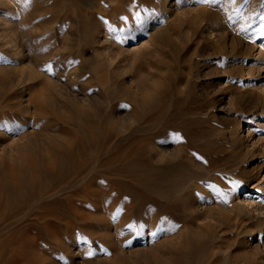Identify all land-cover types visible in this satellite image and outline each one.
Wrapping results in <instances>:
<instances>
[{
  "label": "rangeland",
  "instance_id": "rangeland-1",
  "mask_svg": "<svg viewBox=\"0 0 264 264\" xmlns=\"http://www.w3.org/2000/svg\"><path fill=\"white\" fill-rule=\"evenodd\" d=\"M36 1L0 0V113L15 103L27 106L34 95L30 103L42 104L37 113L46 114L35 117L49 121L47 103L58 94L74 106L85 98L83 86L93 87L87 97L112 122L89 132L50 120L45 133H37L43 123L27 124L26 132L12 137L9 125L0 137V172L6 160L15 164L25 157L30 139L44 153L48 146L91 142V135L96 153L108 162L86 184L49 192L45 202L29 203L28 189L15 206L0 199V264H161L164 252L174 257L171 239L182 228L161 233V192L149 198L146 188L161 181V151L175 153L183 138L193 149L220 157L217 165L225 170L209 176L196 194L194 213L203 229L195 231L193 264H264V0H102L101 18L121 1L124 8L96 19L92 32L82 35L74 32L76 12L72 25L60 20L67 0ZM73 1L91 11L88 2ZM159 32L165 37L157 43L152 35ZM27 74L41 78L33 82ZM49 174L45 185L55 183Z\"/></svg>",
  "mask_w": 264,
  "mask_h": 264
},
{
  "label": "bare ground",
  "instance_id": "bare-ground-1",
  "mask_svg": "<svg viewBox=\"0 0 264 264\" xmlns=\"http://www.w3.org/2000/svg\"><path fill=\"white\" fill-rule=\"evenodd\" d=\"M101 1L102 0H97V1H94V0H78V2L80 4H85V2H88V4H89L88 6L90 7L89 10H91L89 12L88 9L86 11L82 7L76 6V3L73 0L72 1L71 0H67V6H66V8L64 7L65 9H63L65 11L62 10V12H64V14L60 18V20H62V23L66 24L67 26L69 24V26H70V24L72 25V23L74 22V13L76 12V15H78V17H77V19H78L77 21L78 22L77 23L75 22V23L78 25L77 26L78 28L76 30H74V32H77V34H79V35H82L83 33L89 32V31L93 30V28L95 26H97L96 24L94 25V21L96 19H98V18H101V16L99 15V13H101V11H102L101 9H99V7L101 6ZM79 3H77V4L79 5ZM102 5H104V4H102ZM127 5H129V4H127ZM117 6H118L117 8H109L108 7L109 9L103 10V13H104L105 17L101 18V19L105 20L107 16H110V14H113V13H116V12L118 13L120 10H122L124 8L123 1H121ZM164 11L167 12V9L165 8ZM125 12H126V10H125ZM160 18H161V15H160ZM57 19H59V18H57ZM134 21H138V20H134ZM100 23H102V21ZM102 24H104V23H102ZM71 30L73 31V27H72ZM152 37H154L153 41L158 43L160 41L162 42V39L165 37V34L163 32H159V33H156V36L152 35ZM94 39H96V38H94ZM94 39L91 40V41L93 42ZM151 40H152V38H151ZM163 42H166V41H163ZM71 49H73V48H71ZM81 51L85 52V48H82ZM50 56H52V55H50ZM37 57H38V55L35 58H37ZM43 57L44 56H42L41 58H43ZM41 58L39 57L37 59L40 60ZM39 60H37V61H39ZM37 61H36V63H37ZM42 61H45V60L43 59ZM50 61H51V57H50ZM68 63H69V60H68ZM66 64L64 63L63 65L65 66ZM48 65H50V64H48ZM56 66H58V65H56ZM34 70H35V68H34ZM41 71H42V69H41ZM52 71H53V69H52ZM21 72H23V71H21ZM24 73L26 74V72H24ZM12 75H14V77H16L15 74H12ZM31 75H32L31 77L34 76V74H31ZM27 76L30 77V75H28V74H27ZM36 76L33 77V82L35 81V79H40L41 78V77L35 78ZM38 76H40V75H38ZM10 77H8V78H10ZM23 77L25 78L26 76L24 75ZM23 77H21V79H24ZM31 77L29 78V80H32ZM14 79L16 81H18L16 78L12 79V77H11V80H14ZM27 80H28V78H27ZM12 82L10 83V85L12 84ZM15 83L17 85V82H15ZM12 85L14 86V83ZM21 86H24V85L22 84ZM26 86H28V85H26ZM37 86H38V83H37ZM17 87H18V85H17ZM46 87H44V88H46ZM33 88L34 87H32V89ZM47 88H49V87H47ZM92 88H90V89H92ZM30 89H31V86H30ZM90 89H87L85 87L83 88V86L81 87L79 92L83 91L81 93H83L85 98L82 101H76L75 100V102H74L75 105L74 106L72 104L68 103L67 99L65 100V99L59 98L60 95H58L56 93L57 96H54V98L52 99L53 101L51 100L50 103H47L48 111L45 110L46 108H44V110L48 114L47 116H49V115L51 116L50 120H53L52 123L54 121H56L55 123H57L58 125H61V126L63 125V127H64V125L68 126V127L70 125H75V126L78 125L76 128H79V126H82L81 128H83V129H81V130H84V131H85L86 128L89 129V127H91V126H92V128H94V126H98L100 123H103V122L106 123V124L107 123L108 124L111 123L112 122L111 118H109V116H107L108 118L103 119V114H102L103 110L100 109L99 106L96 103H94V102H92L90 100L91 97L88 95L89 93H87ZM25 90H27V89H25ZM48 90L49 89H47V91ZM17 92L19 94V91H17ZM50 93L53 94L52 92H50ZM58 93H60V92H58ZM20 94H21V91H20ZM40 94H43V93H40ZM40 94H38V96ZM42 96L44 98V95H42ZM87 96H89L90 99ZM5 97L3 96V98H5ZM32 97L30 96L31 99H29V101H28L29 104L27 103L28 104L27 106H25L26 105L25 104L24 105L25 107H21V105H22L21 103L22 102H20L19 104L15 103L13 105H10V108L13 109V110L10 109V110H2L1 111V113H0V129H1L0 130V137L4 135L3 132L8 129L9 125L13 126V127H11L9 129V131H12V133H10L9 136L12 137L13 134H15L17 131L24 132L25 129L22 128V127H25V125H27V124L28 125L29 124H32V125L36 124L37 125V123H39V125H38V127H39L41 125V123L44 124V122H45V124H46L47 122L50 121V120L48 121L47 119H43L44 121L42 120L43 122H40V120H38L35 117V116H37L39 118V117L43 116L42 114H40L41 112H39V114L37 113L38 110H41L39 108L41 107L42 104H40V106H38L39 103L37 105V104H34V102H31L34 105V110H35V112L33 111L34 112L33 113L32 112V108L30 106V105H32L30 103V101L32 100ZM11 98L12 99L16 98L17 102H19V99L16 97L15 94H12V96L10 95V99ZM37 99H35V103H36ZM39 99L37 101H40L42 98L40 100ZM2 100H1V102H2ZM11 100H10V102H11ZM44 100H46V99H44ZM94 101H95V99H94ZM4 102H6V101H4ZM41 102L43 103V101H41ZM6 103H4V105ZM106 103L107 104H111L112 103L111 97H107L106 98ZM5 106H7V104ZM5 106H4V108H6ZM7 107H9V106H7ZM109 108H110V106H109ZM92 109L95 110L94 112H98V113L92 112ZM45 111H43V113ZM104 113H106V112L104 111ZM10 115H15L17 117V119H15V121H13L11 124L6 123L5 121H3V119L5 117L10 116ZM44 116H46V114ZM33 117H35L36 119H33ZM40 119H42V118H40ZM19 123H20L21 126H17ZM48 124H50V123H48ZM44 125L39 130H37L38 134H42V133H45V131H47V130L43 129L44 127L46 128V126H47V125H45V126ZM55 127H57V126H55ZM33 128H34V126H33ZM57 128H59V127H57ZM57 128H55V129H57ZM65 128H67V127H65ZM177 128H179V125H178ZM35 129H37V126H36ZM98 129H99V126H98ZM60 130L61 129H58V131H60ZM62 130H63V128H62ZM69 130L70 129H68L67 131H69ZM93 130H95V129H93ZM93 130L89 129L88 131L92 132ZM88 131L85 132V133H88ZM56 132H57V130H56ZM56 132H54V133H56ZM63 132L64 131H62V133ZM60 133H61V131H60ZM74 133H76V132H74ZM80 133H81V131H80ZM178 133H180V132L178 131ZM96 134H98V133L96 132ZM96 134L93 133L92 135L95 136L96 139H98ZM60 135L62 136V134H60ZM64 135H65V132H64ZM90 136L91 135H88V138H89V140L91 139V142L88 141V142L85 143V142H83L84 141L83 139H82L83 141L81 139H79L82 142L75 144V142L72 143V141H71V143L68 144V147L66 146L67 148L64 147V145H63V147L60 146V145H59L60 147L55 146V145H54V147L53 146H48V147H46L44 149V153H42L43 149H40V147H38L35 144V142L33 141L35 139L31 140L29 138L30 141H29V143L24 144V146H23L24 149L18 147L20 149V151L22 149L26 151V153L24 152L25 153V157L22 158L20 161L18 160V162H16L15 164L12 163V162H9V159L6 160L5 168L3 170L4 172H0V199H1V203H2V200H4V199L13 200V202H14L13 204L15 206L16 204H18V202H21V200H23V198L25 197L23 195V193H26L25 190H27V189H28L29 196L27 198H25V199H27V201L29 203H31V202H34V203L35 202L36 203L45 202V200H44L45 197L44 196L45 195L48 196L49 192L50 193H52V192L62 193L63 191L65 192L66 190L69 191V189L72 188L76 183L79 185V183L81 184L84 181L88 182L87 180L89 178H91L92 176H95V175H98L99 173H102L103 172L102 168H105V167H103L102 163L106 162V161L108 162V160H106L105 159L106 157H104L103 159H105L106 161L104 160L102 162L101 159L104 156V154H103L102 157L100 156L101 157V159H100V157L98 156L99 155L98 153L100 151L96 153L95 146H94V144H92V143H94V142H92L93 141L92 139L94 137L90 138ZM177 136H179V135H177ZM187 136H189V135H187ZM62 137H64V136H62ZM66 137L67 136H65V138ZM75 137H72V138H75ZM161 137H162V135H161ZM33 138H35V136ZM174 138H175V136H174ZM27 139H28V137H27ZM177 139L179 140V138H177ZM111 140L110 141H108V140L105 141V142L109 143L107 146L110 145V142L112 143ZM186 141L187 140L185 139V141H184V138H183V140L179 142L178 148H177L175 153H168V151H161V181L157 182L154 185L153 189L152 188L151 189L150 188H148V189L146 188V196H148L149 198L150 197L152 198V196H154L158 192H161V203H160V205H161V208H160L161 209V233L168 231L170 234H175V232H177V230L179 232V229L182 228V231H180V235L171 239L173 241L172 243L173 244L175 243L174 245L177 246V247L175 246L177 248V252L174 253L176 255H174V257H173V255H171L172 256L171 257V256H168L167 254H165V252H164L163 255L161 254L162 255L161 256L162 257L161 264H193L194 261L192 262V259L195 256V250H194L193 244L195 242L194 240H196L198 238V236H197L195 231L203 229V227H201V226H199V224H197V222L200 220V218L197 216V214L194 213V207L196 206V204L198 202V198H197L196 194H198L199 192H203L205 190L204 187H203L204 186L203 185L204 181L206 179H208V177L211 176L212 174H214L215 172H220L219 170H221L222 169L221 166H223V165H220V166L217 165L218 162L220 161V157H218L219 158L218 159L211 153L201 152L202 151L201 149H199V150L198 149H193V147H190ZM66 142L67 141H65L64 143H66ZM77 142H79V141H77ZM100 142H101V144H103L102 142H104V140H102ZM96 144H98V143L96 142ZM101 144L99 143L98 146L99 145L101 146ZM49 145H52V144H49ZM98 146H96V147H98ZM105 146H106V143H105ZM30 148L32 150L34 148V153L36 152L34 155H33L32 151L30 150ZM199 148H201V147H199ZM97 151H98V149H97ZM9 153H11V152L9 151ZM110 155L112 156V154H110ZM110 155H108V156L110 157ZM217 155H218V153H217ZM232 156H231V158H232ZM112 160H113V158H112ZM223 160H226V159L223 158ZM236 160L237 159H235V161ZM107 162H106V164H107ZM109 164L111 165L112 163H110V161H109ZM221 164H222V162H221ZM40 166L42 167V169H41ZM227 166L228 165H226L224 167L226 169L227 168L228 169L231 168V166H230V168L227 167ZM105 170H107V169H105ZM222 170H224V168ZM86 171H88V172H86ZM46 173H48V174H46ZM49 173L52 174L51 175L52 178L56 179L55 183L52 181L53 185H52V183L50 181L49 182H50L51 185H45L48 181H43L44 178L50 176ZM108 174H110V173H108ZM238 174H239V172H237V175ZM91 179H93V178H91ZM91 179H89V180H91ZM76 181H79V183L76 182ZM44 182H46V183H44ZM224 182H225V179H224ZM92 183H91V185H92ZM94 183H96V182H94ZM111 183H113L112 180H111ZM91 185L90 184L88 185L89 189H90ZM111 185H113V184H111ZM19 186H21V187L19 188ZM74 187H76V185ZM16 189H18V190H16ZM81 189L83 191V188H80V189H78L79 191L78 190H76V191H78V193H81L80 192ZM91 189L93 190L94 187L91 188ZM95 189H97V188H95ZM97 190H95V191L97 192ZM69 192H71V191H69ZM83 192H85V189H84ZM96 192H95V194H96ZM78 193H77V195H78ZM71 194L73 196H75L76 192H75V194L74 193H71ZM88 194H90V195L93 194L94 195V193H90V191H89ZM22 195H23V197H22ZM55 195H58V194H55ZM82 195H85V194L83 193V194H81L79 196H82ZM85 199L82 200V201H84V203H86ZM68 201H71V200H69V197H68ZM49 203H51V201ZM52 203H53V201H52ZM77 203H79V201ZM69 204H71V203H69ZM68 205H67V207H68ZM42 206H43V204H42ZM42 206H40V207H42ZM47 206L45 205L44 207H47ZM49 206H51V205H49ZM67 207H66V210H67ZM153 208H155V207L153 206ZM41 214H42V212H41ZM42 215H44V214H42ZM48 215H51V214H48ZM61 215L62 214H60V216ZM36 216H39V215L36 214ZM54 216H58V215H54ZM60 216H58V217H60ZM46 217H47V214H46ZM51 217H53V215H51ZM51 217H50V219H51ZM42 218H43V216H42ZM38 219H41V218H38ZM152 224H153V222H152ZM141 225H143V223H141ZM205 227L208 228V229H211V226H209V225H206Z\"/></svg>",
  "mask_w": 264,
  "mask_h": 264
},
{
  "label": "snow or ice",
  "instance_id": "snow-or-ice-1",
  "mask_svg": "<svg viewBox=\"0 0 264 264\" xmlns=\"http://www.w3.org/2000/svg\"><path fill=\"white\" fill-rule=\"evenodd\" d=\"M201 2L202 3H212L213 2V0H201ZM233 2H234V0H233ZM226 202V201H225ZM131 227V226H130Z\"/></svg>",
  "mask_w": 264,
  "mask_h": 264
}]
</instances>
